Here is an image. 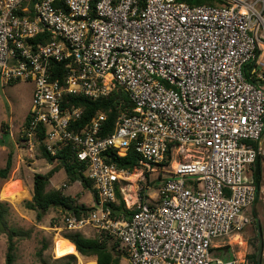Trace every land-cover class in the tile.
<instances>
[{
    "label": "built area",
    "instance_id": "built-area-1",
    "mask_svg": "<svg viewBox=\"0 0 264 264\" xmlns=\"http://www.w3.org/2000/svg\"><path fill=\"white\" fill-rule=\"evenodd\" d=\"M219 1L0 0V82L33 84L25 149L35 153L43 127L46 152L69 150L96 194L94 207L63 214L54 230L92 229L128 264H243L213 250L250 224L242 211L256 197L246 171L264 133V0ZM119 91L130 108L105 136L104 113L77 128L82 109L63 106L65 96ZM130 148L133 182L105 159ZM130 185L131 214L115 217L116 188Z\"/></svg>",
    "mask_w": 264,
    "mask_h": 264
},
{
    "label": "rangeland",
    "instance_id": "rangeland-1",
    "mask_svg": "<svg viewBox=\"0 0 264 264\" xmlns=\"http://www.w3.org/2000/svg\"><path fill=\"white\" fill-rule=\"evenodd\" d=\"M2 85L0 82V169L4 167L10 153L12 167L7 179L0 178V212L2 213L0 219V264H6L5 255L9 236L14 244V264H64V260H58L70 254L75 256L74 264H95L93 258L76 254L75 250L61 239L63 233L73 232L54 230V223H59L64 214L60 208H51L47 213H42L40 217H38L37 211L26 208L33 194V175L35 173L45 174L55 167L56 172L50 179L46 190L59 189L66 196L79 200L78 203L84 200L92 204V197L90 191L82 189L79 182L70 183L59 164L56 162L49 164L40 158L39 153L35 152L31 155L26 151L21 136L31 103L32 82L17 81ZM1 137L3 138L1 139ZM193 153L196 154L193 151L190 154ZM134 172L137 174L136 171ZM150 177L155 178V174L153 173V176ZM156 185L157 181L153 184L152 190L148 191L149 194L155 193ZM132 188L133 185L127 188L129 190L126 192L127 195L131 193ZM79 193L83 195L79 196ZM242 214L251 220L250 224L240 232L238 240H236V236L225 240L224 246L227 248H225L222 257L237 259L243 264H248L246 256L254 253V249L258 247V243L255 241L256 224L258 223L263 241L262 264H264V177L257 202L242 211ZM89 235L94 236L93 231ZM237 241H242L243 244ZM117 251L118 256L121 257L119 264H128L127 260L123 258L121 246ZM214 253L216 256L219 255V250Z\"/></svg>",
    "mask_w": 264,
    "mask_h": 264
},
{
    "label": "trees",
    "instance_id": "trees-1",
    "mask_svg": "<svg viewBox=\"0 0 264 264\" xmlns=\"http://www.w3.org/2000/svg\"><path fill=\"white\" fill-rule=\"evenodd\" d=\"M185 2L191 6L196 5H220L222 4L219 0H179ZM255 65L254 60L250 61L244 66V76L246 79H249L250 69ZM54 68V76L53 79H57L61 81V74L63 71L62 63H54L52 64ZM74 105L76 107H80L82 109V117L79 121L75 123V127L79 128L89 122L97 112L104 113L106 115V120L102 124L101 135L105 136L111 133L117 116L119 112L122 110H128L130 108V103L127 99V96L122 92L118 94L113 92L108 98L101 99L97 101H91L84 97L79 96H65L63 100V106ZM28 115L25 117L24 126L27 125ZM3 137H1L2 139ZM44 129L43 127H39L37 130V134L35 137L36 146L35 152L39 153L40 158L46 160L49 164H53L56 162L59 166L65 171L67 179L69 182H80L81 186L84 189L91 190L94 198L96 199L95 191L92 190L91 181L87 180L83 176V165L79 164L75 158L71 155L70 151L67 149L60 150L56 156H50L44 146ZM255 146V143H254ZM105 159L108 164H112L116 166L118 169H123L127 171H132L137 165L139 161V156L135 153L133 148H130L128 153L124 157H117L113 152L105 153ZM261 155H258L255 162L250 165V173H251V182L255 187L256 197L253 205L257 202L261 182H262V173H261ZM12 167V155L8 154L7 159L5 161V165L2 169H0V178L7 179L10 169ZM56 172V167L51 169L49 172L45 174L35 173L33 175V194L31 201L27 203L26 208L29 210L37 211L38 217L41 216L42 213H47V211L51 208H61L63 210L69 211L72 214L79 215L81 211L90 210L85 206L75 205V201L63 194L61 190L51 189L46 191V186L49 183V180L52 178L54 173ZM116 199L118 204L112 205L113 215L118 217L120 215L129 216L131 214L130 211L125 209L124 201L122 199L121 194L116 188ZM253 216L255 217V211L253 210ZM2 217V213L0 212V219ZM256 234L255 241L258 243V247L254 249V253L246 256L248 264H262V252H263V241L261 235V229L258 223L256 224ZM67 232V231H66ZM67 244H69L76 252L82 257L93 258L96 264H119L120 256L116 253L117 243H111V241L104 236H97L94 238H88L84 236L80 232L73 233H63L62 238ZM111 243V246H109ZM225 248L219 249V257L223 258L222 255L225 252ZM215 251L213 250V254L215 255ZM117 254V255H116ZM216 256V255H215ZM59 258V257H58ZM226 259V258H223ZM229 259V258H227ZM226 259V260H227ZM60 260H64V264H74L75 256L74 254L67 255L65 257H61ZM5 263L6 264H14V244L11 240V236H9V243L7 246V252L5 255Z\"/></svg>",
    "mask_w": 264,
    "mask_h": 264
},
{
    "label": "crops",
    "instance_id": "crops-1",
    "mask_svg": "<svg viewBox=\"0 0 264 264\" xmlns=\"http://www.w3.org/2000/svg\"><path fill=\"white\" fill-rule=\"evenodd\" d=\"M257 68L258 66H253L251 69H250V71H247L248 73H249V78L251 77L252 79H254L255 78V74H252L253 72V69L254 68ZM3 86V85H2ZM27 116V115H26ZM21 141H22V143H23V140H22V137H21ZM254 147H257V144L255 143V146ZM259 147H260V149H261V157H262V159H261V173H262V179H263V177H264V133H263V135L261 136V138H260V141H259ZM250 166H249V168H248V173H247V177H248V179L249 180H251V173H250ZM134 171H136L137 172V177H138V173H139V171H137V166L132 170V174L133 173H135ZM53 177V176H52ZM136 180V179H135ZM134 180V181H135ZM49 182H50V180H49ZM76 182H78V181H76ZM71 183V182H70ZM74 183V182H73ZM79 184H80V182H79ZM81 185V184H80ZM261 185H262V182H261ZM47 187V186H46ZM130 187V186H129ZM128 188V187H127ZM126 188V190H124V192L123 193H120L121 194V196L123 195V197H122V199H123V201H125L124 202V206H125V204L126 203H128V204H130V202H132L133 201V197H132V191H131V193L130 194H126V192H127V189ZM261 188V187H260ZM82 189H84L83 187H82ZM92 190H93V188H91ZM46 190V189H45ZM56 190H59V189H56ZM86 190V189H85ZM88 190V189H87ZM132 190H133V188H132ZM46 191H48V190H46ZM90 191V195H91V200H92V204H89V203H87V202H85L84 200H83V202H80V203H78V201L79 200H77L76 198H74V197H71L75 202V205H78V206H81V205H83V206H85L86 208H89V209H91L92 207H94L95 206V204H96V199L94 198V196H93V194H92V192H91V190H89ZM119 191V190H118ZM129 191V190H128ZM64 194V193H63ZM65 195V194H64ZM83 194L81 193H79V196H82ZM131 197H130V196ZM70 197V196H69ZM116 204H118V202H116ZM115 204V205H116ZM90 205V206H89ZM61 209V208H60ZM125 209H126V207H125ZM62 210V212L64 213V214H66V213H69V211H66V210H63V209H61ZM126 210H128V209H126ZM87 211H89V210H87ZM87 211H81L80 213H82V212H87ZM128 211H130V210H128ZM79 213V214H80ZM251 221V220H250ZM57 223V222H56ZM91 231H93L92 229H89V228H87V229H85V230H83V231H81L80 233H82L84 236H86V237H88V238H94V237H97L96 236V234H95V232L93 231V233H94V236H90L89 235V233L91 232ZM242 232V231H241ZM240 234V233H239ZM239 234H235V235H233V236H231V237H234V236H236V237H239ZM230 239V238H229ZM112 243H114V242H112ZM240 244H243V242L242 241H240L239 242ZM231 244V243H230ZM224 248H227V247H224ZM116 253L118 254V251L116 250ZM121 253V252H120ZM120 256V255H119ZM124 259H126L125 258V256L123 257ZM94 260V259H93ZM95 261V260H94ZM128 262V261H127ZM95 264H96V262H95Z\"/></svg>",
    "mask_w": 264,
    "mask_h": 264
},
{
    "label": "bare ground",
    "instance_id": "bare-ground-1",
    "mask_svg": "<svg viewBox=\"0 0 264 264\" xmlns=\"http://www.w3.org/2000/svg\"><path fill=\"white\" fill-rule=\"evenodd\" d=\"M139 174V173H138ZM135 179H137V174L136 173H133L132 175H131V177H130V180H132V181H134ZM239 238L238 237H236V240H238ZM237 242H239V241H237ZM244 249V248H243ZM238 254V253H237Z\"/></svg>",
    "mask_w": 264,
    "mask_h": 264
},
{
    "label": "water",
    "instance_id": "water-1",
    "mask_svg": "<svg viewBox=\"0 0 264 264\" xmlns=\"http://www.w3.org/2000/svg\"><path fill=\"white\" fill-rule=\"evenodd\" d=\"M119 94H120V91H119Z\"/></svg>",
    "mask_w": 264,
    "mask_h": 264
}]
</instances>
